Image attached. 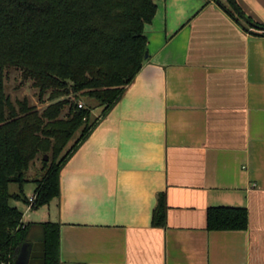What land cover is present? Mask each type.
I'll list each match as a JSON object with an SVG mask.
<instances>
[{
  "label": "crops",
  "instance_id": "crops-1",
  "mask_svg": "<svg viewBox=\"0 0 264 264\" xmlns=\"http://www.w3.org/2000/svg\"><path fill=\"white\" fill-rule=\"evenodd\" d=\"M155 2L144 67L32 222L60 224L61 264H264V35L229 0ZM237 2L264 24V0ZM218 207L247 209L248 228L210 230Z\"/></svg>",
  "mask_w": 264,
  "mask_h": 264
},
{
  "label": "trees",
  "instance_id": "trees-1",
  "mask_svg": "<svg viewBox=\"0 0 264 264\" xmlns=\"http://www.w3.org/2000/svg\"><path fill=\"white\" fill-rule=\"evenodd\" d=\"M229 1L232 9L224 8L249 27ZM157 9L155 0H0V264H15L33 223L24 222L25 213L12 200L37 210L59 197L66 162L144 67L145 27ZM259 25L263 29L252 31L264 35ZM11 67L33 81L39 100L48 96L50 103L39 109L27 96L13 100L5 86ZM41 154L31 203L24 187ZM13 183L18 191L11 190ZM166 218L161 194L153 225L167 226ZM248 218L244 208H210L207 224L210 230H244ZM42 224L46 264H61L60 224Z\"/></svg>",
  "mask_w": 264,
  "mask_h": 264
},
{
  "label": "rangeland",
  "instance_id": "rangeland-1",
  "mask_svg": "<svg viewBox=\"0 0 264 264\" xmlns=\"http://www.w3.org/2000/svg\"><path fill=\"white\" fill-rule=\"evenodd\" d=\"M5 86L6 92L10 94L13 100L23 99L24 96H27L33 103H35L38 108L45 107L48 103H50L48 96L44 98V101L39 100V89L33 85V81L31 79H25L22 77V71L20 69L11 67L7 68L6 76H5ZM82 104H86L85 101H81ZM99 110H94V115L98 116ZM50 158V156H49ZM42 154L36 159L35 163L31 167L29 171V180L24 187V193L26 196H30L31 193L33 194L35 189L38 186L37 181L34 178H39L41 176V167H42ZM12 191H18L19 185L17 183H13L11 185ZM12 204L17 205L21 210L24 208V203L21 201H17L15 199L12 200ZM35 210V209H33ZM36 211V210H35ZM34 212V211H33ZM41 213L40 216L33 215V217H28L27 221H40L41 220ZM34 214V213H33Z\"/></svg>",
  "mask_w": 264,
  "mask_h": 264
},
{
  "label": "water",
  "instance_id": "water-1",
  "mask_svg": "<svg viewBox=\"0 0 264 264\" xmlns=\"http://www.w3.org/2000/svg\"><path fill=\"white\" fill-rule=\"evenodd\" d=\"M238 16L242 18L247 24H249L253 29H263L262 25H259L247 16L241 10L237 0H231ZM149 57L147 52L146 58ZM45 159H48V154L45 155ZM46 228L44 224L33 223L29 227L27 236L23 242V245L19 249L16 258L15 264H46L45 255H46Z\"/></svg>",
  "mask_w": 264,
  "mask_h": 264
},
{
  "label": "built area",
  "instance_id": "built-area-1",
  "mask_svg": "<svg viewBox=\"0 0 264 264\" xmlns=\"http://www.w3.org/2000/svg\"><path fill=\"white\" fill-rule=\"evenodd\" d=\"M80 105L82 106L83 104L81 103ZM30 200H31V203H33L35 200V196L33 195L32 197H30ZM29 206L31 207V204Z\"/></svg>",
  "mask_w": 264,
  "mask_h": 264
}]
</instances>
